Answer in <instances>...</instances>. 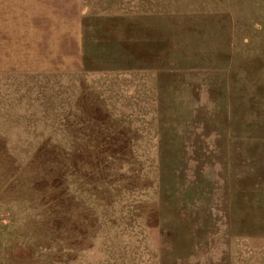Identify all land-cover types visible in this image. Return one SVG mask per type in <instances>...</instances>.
<instances>
[{
    "label": "rangeland",
    "instance_id": "obj_1",
    "mask_svg": "<svg viewBox=\"0 0 264 264\" xmlns=\"http://www.w3.org/2000/svg\"><path fill=\"white\" fill-rule=\"evenodd\" d=\"M0 14V264H264V0Z\"/></svg>",
    "mask_w": 264,
    "mask_h": 264
},
{
    "label": "crops",
    "instance_id": "obj_2",
    "mask_svg": "<svg viewBox=\"0 0 264 264\" xmlns=\"http://www.w3.org/2000/svg\"><path fill=\"white\" fill-rule=\"evenodd\" d=\"M13 1V0H12ZM5 6L7 5L8 7L12 6V2L10 3H7V4H4ZM3 10V9H2ZM8 10H11V9H8ZM7 15V14H6ZM8 16V15H7ZM7 16L3 15V14H0V18H7ZM9 17V16H8ZM10 57L11 55H9V57H5L4 56H0V67L1 66H8L10 69H15L16 67H19V64L15 63L13 64L11 61H10ZM14 67V68H13Z\"/></svg>",
    "mask_w": 264,
    "mask_h": 264
}]
</instances>
